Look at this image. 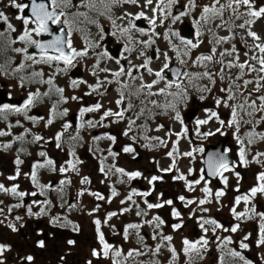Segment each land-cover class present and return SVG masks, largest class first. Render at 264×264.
<instances>
[{"label":"snow or ice","instance_id":"6c2138e0","mask_svg":"<svg viewBox=\"0 0 264 264\" xmlns=\"http://www.w3.org/2000/svg\"><path fill=\"white\" fill-rule=\"evenodd\" d=\"M126 6H134L139 11L131 12ZM9 8L16 10L12 18L5 11ZM197 10L198 15H194ZM185 17L190 18L194 30L190 37L182 36L181 31L174 28L177 23L183 24ZM261 20H264V3L258 5L257 0H210L203 5H199L197 0H186L182 6L180 0H0V82H12L5 93L7 99L0 101V123L5 125L0 128V137L11 139L0 141V151L7 152L15 144L20 145L13 160L15 173L8 175L7 180L15 182L20 178L21 165L24 164L21 156L30 155L26 145L38 144L43 148V145L54 143L55 148L62 152L67 146L68 157L57 167L47 151L37 152L41 159L32 162L30 172L23 173L31 182L32 191L20 190L19 183L6 186L0 182V195L16 200V203L5 205L0 199V225L13 233L18 232L25 226L22 223L24 216H13L12 213L23 208L29 218L48 216L49 224L54 228L81 232L80 226L67 216H49L52 201L48 194L57 193L60 206L70 211H83L80 205L85 195L111 204L120 193L112 184L108 185V196L86 187L91 180L87 175H80V165L84 162L77 156L76 149L87 143L83 132L125 123L121 135L131 143L123 144L119 152L114 151L117 136L102 132L91 135L88 151L99 162L98 171L104 177L101 184L111 177L117 178L115 183L128 185L144 179L149 188L143 191L130 188L120 200L124 207L107 212L103 220L95 215L101 208L100 203L87 210V215L93 217L92 224L99 244V248L91 249V256L96 260H110L111 264H161L159 256L162 250H166L170 253L168 264H177L180 253L173 244L174 236L165 234L163 229L170 226L173 233H179L186 226L183 213L175 206L179 201L185 209H190L187 218L195 220L202 233L195 240L182 238L180 252L185 258L184 264H200L211 244L219 252L218 264H255L244 254L251 250L252 233L244 234L239 241H234L232 234L241 231V224L256 220L254 244L257 249L264 247V211H258L255 203L258 197L264 196V171L255 174L256 183L243 193L240 191L243 177L237 171L252 164L264 168V152L257 151L251 155L252 146L264 141V132L256 130L264 123V94H261L264 92V36L254 30ZM102 21H107L110 28L106 30ZM145 23L146 26H141ZM160 27H163V33L157 31ZM220 31L227 32V35H219ZM76 35H79L82 47L74 45ZM206 35L209 37V50L194 55L205 43ZM237 36L240 47L234 42ZM108 37H114L122 45L118 56L110 54L104 46ZM161 37L167 44V50L154 47ZM133 53H136L134 59L140 63L134 62ZM90 59L94 61L89 68L90 75L95 78L94 83L69 75ZM153 60L160 62L157 68L151 66ZM106 62H113L116 67H101ZM45 68L49 70L47 73ZM233 69L237 71L233 73ZM100 73L104 75L101 77ZM61 76L68 77V88L73 92L81 85H85L87 90L83 95H66V89L57 83V78ZM218 82L219 94H214ZM113 86L115 96L108 103L115 107H105L104 98ZM15 88L24 94L19 102H14ZM192 93L201 103L211 98L215 108L205 107L204 118L197 117L190 129L182 117L181 108L187 107ZM84 97L98 99L85 104ZM45 102L49 105L47 117L32 114L38 105ZM69 102L80 104L74 129L73 123L65 119L70 111L65 105ZM220 108L228 110L226 119L221 118ZM89 114H99V118L86 119ZM160 117L173 124L178 123L180 130H165L163 123H157ZM58 120L62 121L60 129L51 137L32 130L41 124L48 129ZM213 123L218 126L212 128ZM153 124L155 127H152ZM205 126L208 130H204ZM244 126L250 127L242 133ZM16 128L22 131L15 134L13 129ZM70 129L73 131L70 132ZM161 131H164V137L150 134ZM229 131L237 145L235 160L230 158L231 147L209 150L205 143L217 135L227 136ZM173 136L175 139H172ZM102 140L110 142L107 155H103L104 150L98 146ZM181 141L187 142V150H180ZM137 145L150 152L165 149L164 156L170 163L167 167H160L159 161L153 158L151 162L160 174L150 177H145L140 170L128 171L117 166L116 160L121 153L137 159ZM109 158L111 164L106 163ZM183 160L188 161L186 172L180 167ZM41 170L58 172L62 178L58 184L51 181L43 184L39 179ZM69 173L80 177L81 187L76 192L74 203L65 199V191L72 184ZM225 173L236 177L233 191L238 193L229 206V214L236 221L230 227L210 215L212 208L206 206L216 205L217 212L224 207L222 198L230 187L229 176ZM168 175L173 183L183 185L184 192L193 193L199 187L202 196L180 194L173 200L164 199L165 194L160 192L156 202H151L149 197L156 192L157 182H165ZM215 180H219L223 187L214 191L211 185ZM29 196L44 199H33L26 204L25 199ZM241 203L244 209L238 211ZM141 204L144 206L141 207ZM36 207L38 211L33 210ZM165 207L171 209V218L176 222L169 225L159 214L149 218L153 210ZM133 210L139 221L124 224L122 231L109 223L113 217ZM104 226L110 227L114 235H121L124 242L135 237L138 246L125 252L122 246L109 243L102 231ZM145 226L151 229V239L156 242L154 246L149 245L147 237L141 233ZM67 243L72 246L76 241L69 239ZM36 246L44 248L45 241L38 240ZM7 251H10V245L0 243V264H5L3 257ZM258 255L260 264H264V254ZM19 259L22 264H33L34 261L32 255ZM86 264H93V260H87Z\"/></svg>","mask_w":264,"mask_h":264},{"label":"rangeland","instance_id":"374dc122","mask_svg":"<svg viewBox=\"0 0 264 264\" xmlns=\"http://www.w3.org/2000/svg\"><path fill=\"white\" fill-rule=\"evenodd\" d=\"M181 1V0H180ZM209 2V0H197V3L199 5H203V4H207ZM260 3H264V0H257V4L259 5ZM128 8L129 11H134L136 9H131L129 6H126ZM6 14L10 13L9 10L5 9ZM117 12H119V10H117ZM150 15V14H149ZM13 17V14H12ZM10 17V18H12ZM13 22L16 23V21L13 19ZM264 22V20H263ZM104 23V21H103ZM254 30L257 31V27L256 25L254 26ZM225 32H221L219 33V35H224ZM260 34L262 36H264V27L263 29L260 31ZM165 41L164 40H158L157 44L154 46H158L161 48V50H166L165 45H164ZM78 47H82V42H77ZM207 51L210 48V45L207 44L206 46ZM200 52H202V50L199 48L198 50H196V52L194 53V55H198ZM171 55V53H170ZM85 65H88V62H84ZM160 62L153 60L152 63V67L153 68H157L159 66ZM115 66V64H113ZM237 70L233 69V73H235ZM147 78V77H146ZM59 85L64 86V83L61 80H57ZM219 82L217 85V89L215 90L214 94H219L218 92V88H219ZM73 91V90H72ZM16 94H19L21 97H23V93L21 92V90L18 88V90H16ZM196 97L195 93H192V97ZM191 101V100H190ZM189 101V103H190ZM88 102V100H87ZM90 102H93L92 100H90ZM207 104H212V106H214V101H212L211 98H209L208 100L205 101ZM188 103L187 107H182L181 108V113L183 116V112L184 111H188L190 113H187L186 117L184 118L185 123H187L188 125L191 126V128L194 127L193 121L199 117V118H204L205 113L204 111H200L198 112V109L195 107L196 104L197 106L199 105V100L196 98V101L190 105ZM42 106V105H41ZM45 109L41 111L42 114L45 113ZM222 112L225 116L228 113V110L224 109V108H220V111ZM157 123H163L165 125V130H167L168 128H173L175 131H178L179 129V124L175 123L173 124L172 122H170L167 118L165 117H160L157 120ZM264 124V123H263ZM263 124H261V127L263 128ZM155 124H153L152 126H154ZM4 127V124L0 123V128ZM111 128L114 129V127L110 126ZM212 128L216 127V124H212L211 125ZM190 128V127H189ZM122 129V128H121ZM205 129L208 130V126H205ZM118 130V129H117ZM115 132V130L113 131ZM157 135L164 137L165 133L164 131L158 132ZM219 135L215 136V137H211L209 138V140L207 142L209 143H214L217 139H219L218 137ZM230 144H231V148H232V155H234V160L237 159L236 157V148L237 145L235 143V141L233 140L232 136H230ZM175 139V136L172 137V139ZM11 137H0V141H7L10 140ZM121 140V137H120ZM85 145H83L82 147H80L79 150V155L84 159V163L83 165H81L80 167V175H87L90 176L91 178V183L93 185H95L99 190L103 189V186L101 185L100 181L103 179V176L99 173L98 171V164L96 162V160L94 159L93 155L91 153L88 152V147H84ZM19 148L18 143L15 144L13 146L12 150H9L7 152H3L0 151V166H2L5 171L2 173V181L9 182L7 180V176L8 175H13L15 172V167H12V160L10 159L11 155L16 156V149ZM188 145L186 141H181L180 143V150L184 151L187 150ZM137 151L139 152L140 157L136 160L131 159V157L129 155H120V159L121 162L120 164H122L123 166L126 167V169L128 171H132V169L134 170H140L141 172H143L145 177H150L151 175H149L150 173H153L152 175H159L160 173L157 172L156 170V165L154 163H152L151 161L153 160V158L155 160L159 161L160 167H167L168 164L170 163V161L164 156V152L165 149H160L158 151H146L143 148H140L137 145ZM257 151H261L264 152V141L258 142L255 145L252 146L251 149V155H254ZM59 155L61 154V151H56ZM30 155H26V156H21V158L24 160V164L21 165V176L20 178L15 181L16 183H19L21 187H23L25 190H28V179L25 178V176L23 175V173L28 172V168L27 166L30 165L32 163V161L35 159L36 154H37V150L35 149H30L29 150ZM251 155H249V159H251ZM58 159V157H57ZM6 160V161H3ZM117 166H120V164L118 162H116ZM180 167L181 169H183L185 172L187 170L188 167V161L187 160H183L180 162ZM198 167V165H197ZM237 171H239L243 177V179L240 182V191L243 192H247L248 189L253 186L256 181H255V174L259 171H264V168H261L259 165H255L252 164L249 166V168L245 169V168H238ZM225 175L229 176V189L227 191V195L225 197L222 198L224 207L217 212L216 211V205H206L207 207H211L212 208V212L210 213V215L214 216L218 221H220L222 224H224L226 227H230L231 224L236 223V221H234L231 217V215L229 214V206L231 205V203L234 201V197L238 194L235 191H233V189L236 186V177L234 175H232L231 173H225ZM79 176H77L76 174L73 173L71 179L72 182H75L76 185H78L79 187ZM48 181L53 182L56 180V175H52L50 177L47 178ZM165 182H163L162 186L161 184H159V189L158 191L160 192H164V199H173L175 200L176 196L183 194L185 196L188 197H201L202 193L199 191V187L197 188V190L193 193H188V192H184L183 191V185L181 184H177V183H173L171 180V176H165ZM112 181L114 182V187L117 189V191L120 193L119 196H117L113 202L111 204H106L105 202H100L101 205L104 206V209H107L106 212L102 213V217L104 218V216L106 215L107 212L109 211H118L121 207H124L123 205L120 204V200L123 199L126 194L121 191L119 189V185L118 183H115V179L113 178ZM144 184H147V181L144 180ZM212 188H214L211 185ZM223 185L220 184L217 188H222ZM138 189L137 187H133ZM92 189V188H91ZM90 189V190H91ZM215 189H213L215 191ZM109 189L107 188V193L109 194ZM139 190V189H138ZM105 192V194H106ZM156 196L157 194H153V200L152 202H156ZM136 199L139 201L140 198L136 197ZM76 201V198H75ZM4 203H6V201H4ZM255 203L257 204V210L258 211H264V196H260L257 198V200L255 201ZM141 206L143 207L144 205L141 204ZM175 206L183 213L184 215V220H185V224L186 226L179 232V233H173L172 229L170 226H165V228L163 229L165 234H172L174 236V240H173V244L176 247L177 251L180 253V260H182L184 258L183 253L180 252V249L182 248V244H181V240L182 238L180 236H184L187 237L189 240H195L197 239L200 235H202L198 225L196 224L195 220H188V212L190 211V209H185L183 207L182 204H180L179 201H176ZM80 207L83 209V211L80 210H73L71 212V216L78 220L80 222V224L82 225V230L79 234L74 233L73 231H71L70 228H62V230L59 229H52L50 228V226H46V229H48L51 232V237H48L47 235V241H46V245L44 247V249L41 250H35L36 248L33 246L34 244H32L33 241V231L30 230L29 231V235L30 237L26 236L25 238L21 239L20 237L15 239V245L17 248V251H19V249L21 248L22 251L21 253L24 254L26 252H33L36 255V259L33 262V264H56L58 257H64L63 259V263L62 264H86V260L91 259L89 250H90V245L94 244V239H95V232L92 229V219L93 217L87 215V210L92 209L93 207H95V201L94 198L89 196V195H85L84 197L81 198V205ZM192 207H195V205H193ZM244 209V205L243 203H241V205L238 207V211H243ZM152 212L159 214L166 222H168V224L170 225L171 223H174L176 221H173L171 218V209L169 207H165L163 209H155ZM150 216L151 217V214ZM98 213V212H97ZM96 215V214H95ZM197 215H199V213H197ZM128 221L131 222H138L139 218L135 216V211L133 210L132 212L129 213V215H123V216H118V217H113L112 220L109 222L110 224H113L117 227L118 230H122L123 225L126 224ZM42 227L45 228L44 225H42ZM45 229V231H47ZM105 237H107L109 235L108 230L104 229L103 230ZM248 232L252 233V240H251V250L248 252H245L244 254L252 259L253 261H255V264H260L259 261V255L258 254H264V247H261L260 249H257L255 247L254 244V240L256 237V233H257V221L256 220H251V221H247L243 224H241V231L236 233V234H232L233 235V240L234 241H239L240 238H242V236ZM142 234H146L149 236V238L147 239V243L149 245L154 246L155 245V241H152L151 239V229H149L147 226H145L142 230H141ZM220 235H230V233H218ZM211 235V234H209ZM32 236V238H31ZM117 235H113V237H116ZM67 238H75L76 240V244L73 246H69L66 244V239ZM135 238V237H134ZM98 245V244H97ZM130 243H125L126 248L125 249H129L131 247H127L129 246ZM99 246V245H98ZM234 247H237V245H233ZM72 251V252H71ZM218 257H219V252L216 250L215 245L211 244L209 246V251L206 254L205 258L203 261L200 262V264H218ZM170 258V253L167 252L166 250H162L161 254L159 256V260L161 262V264H165L168 263V260ZM139 259L142 260H147L148 257H140ZM185 259V258H184ZM103 262V260H93V264H101ZM184 263V260L182 261Z\"/></svg>","mask_w":264,"mask_h":264},{"label":"flooded vegetation","instance_id":"af4514ba","mask_svg":"<svg viewBox=\"0 0 264 264\" xmlns=\"http://www.w3.org/2000/svg\"><path fill=\"white\" fill-rule=\"evenodd\" d=\"M185 3H186V0H185ZM208 3H210V0H209V2ZM131 9H133V8H135L134 6H129ZM12 11H13V13L14 12H16V10L15 9H12ZM133 12V11H132ZM149 14H151L150 12H149ZM194 15H198V10L196 11V12H194ZM187 20H189V21H191L190 20V18H188V17H185ZM103 22V21H102ZM143 26L145 25L146 26V23L145 24H142ZM104 27H105V29L107 30V29H109L110 28V25H106L105 24V21H104ZM256 27H257V32L260 34V31L263 29V27H264V22H263V20H261V21H258L257 22V24H256ZM93 32H95V29H93ZM221 32H225V31H220L219 33H221ZM224 35H227V32H225V34ZM261 35V34H260ZM77 39H80V37H79V35H76V37H75V39H74V42L77 40ZM110 40L111 41V43H116V44H118V54L120 53V51H121V49H122V45L121 44H119V43H117L116 42V40H115V38L114 37H108L106 40ZM204 39H205V43L204 44H202L201 45V47H200V49L202 50V52H207V49H206V45L208 44L207 43V40L209 39V37L206 35L205 37H204ZM106 40L104 41V46L107 48V50L109 51V49L110 48H108L109 47V45L106 43ZM82 42V41H81ZM236 44H237V46L238 47H240V41H239V36H237V38H236V40L234 41ZM224 47H230V45H225ZM109 53H110V51H109ZM111 54V53H110ZM134 54V53H133ZM244 59V57H243V54L241 53V60H243ZM90 61L93 63L94 61L93 60H91L90 59ZM124 63H126V61L124 62ZM90 68V67H89ZM87 71L86 70H84V71H82V73H86ZM81 73V74H82ZM71 74H72V72H71ZM104 75V74H103ZM92 83H94V79H93V81H92ZM0 91L1 92H4V93H6L7 91H8V80H3L2 82H0ZM111 92V91H110ZM109 92V93H110ZM3 98L6 100L7 99V97H5V96H3ZM4 101V100H3ZM12 245H15V242L13 241L12 242ZM62 262H63V260H61V257H58V260H57V263L56 264H62Z\"/></svg>","mask_w":264,"mask_h":264},{"label":"water","instance_id":"95a60500","mask_svg":"<svg viewBox=\"0 0 264 264\" xmlns=\"http://www.w3.org/2000/svg\"><path fill=\"white\" fill-rule=\"evenodd\" d=\"M187 34H189V33H187ZM224 141H225V139L220 140L216 145H214V146L209 145V146H207V148L209 150H215V149H221L222 150Z\"/></svg>","mask_w":264,"mask_h":264}]
</instances>
